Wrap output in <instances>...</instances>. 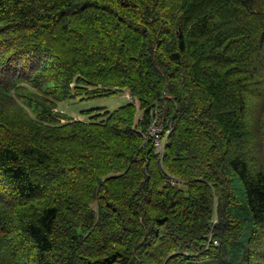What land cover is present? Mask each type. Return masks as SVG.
Returning <instances> with one entry per match:
<instances>
[{
	"label": "trees",
	"instance_id": "16d2710c",
	"mask_svg": "<svg viewBox=\"0 0 264 264\" xmlns=\"http://www.w3.org/2000/svg\"><path fill=\"white\" fill-rule=\"evenodd\" d=\"M0 264H264V0H0Z\"/></svg>",
	"mask_w": 264,
	"mask_h": 264
},
{
	"label": "rangeland",
	"instance_id": "374dc122",
	"mask_svg": "<svg viewBox=\"0 0 264 264\" xmlns=\"http://www.w3.org/2000/svg\"><path fill=\"white\" fill-rule=\"evenodd\" d=\"M131 95L130 92L127 90H124L122 92H116L114 95L106 96V97H98V98H88V97H81V98H75L72 100H69L65 103L60 104L59 110L72 117L73 119L80 118V120L83 121H89L90 118L94 115L105 114L106 111L113 112L115 109L131 102ZM157 115L158 113L155 112ZM156 115H154L153 122L156 119ZM237 131V127L235 128ZM149 127V136L153 135V131ZM251 137H249V141L247 139L244 141L247 144L253 146L254 144L257 145L258 140L255 139L254 134H258L261 136V132L259 129V126L256 125V127L252 130L250 133ZM144 135V133H143ZM237 138L241 137V132L236 133ZM263 136V135H262ZM235 143H239V140H235ZM261 151V150H260ZM260 153V152H257ZM257 157H261V154L257 155Z\"/></svg>",
	"mask_w": 264,
	"mask_h": 264
},
{
	"label": "built area",
	"instance_id": "2783aa9c",
	"mask_svg": "<svg viewBox=\"0 0 264 264\" xmlns=\"http://www.w3.org/2000/svg\"><path fill=\"white\" fill-rule=\"evenodd\" d=\"M157 122H158V116L156 115V119L154 120V122L151 123L150 129L153 131L152 137L154 138L156 154L159 156L160 160H163L165 152H166L165 148L167 144V137L170 134V131H168L166 137L162 139L161 129L158 126Z\"/></svg>",
	"mask_w": 264,
	"mask_h": 264
},
{
	"label": "crops",
	"instance_id": "0c3cea01",
	"mask_svg": "<svg viewBox=\"0 0 264 264\" xmlns=\"http://www.w3.org/2000/svg\"><path fill=\"white\" fill-rule=\"evenodd\" d=\"M77 120H80V118L78 117V118H76ZM83 121V120H82Z\"/></svg>",
	"mask_w": 264,
	"mask_h": 264
}]
</instances>
